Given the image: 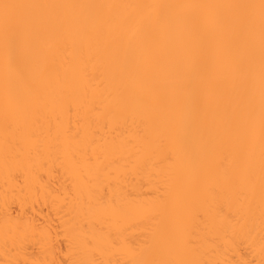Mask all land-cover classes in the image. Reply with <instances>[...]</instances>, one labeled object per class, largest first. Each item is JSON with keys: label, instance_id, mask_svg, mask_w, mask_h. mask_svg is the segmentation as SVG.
Listing matches in <instances>:
<instances>
[{"label": "bare ground", "instance_id": "1", "mask_svg": "<svg viewBox=\"0 0 264 264\" xmlns=\"http://www.w3.org/2000/svg\"><path fill=\"white\" fill-rule=\"evenodd\" d=\"M0 264H264V0H0Z\"/></svg>", "mask_w": 264, "mask_h": 264}]
</instances>
